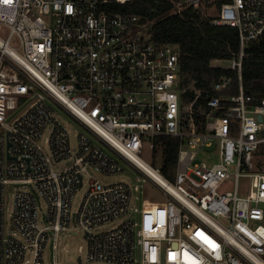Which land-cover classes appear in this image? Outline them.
I'll return each mask as SVG.
<instances>
[{
    "label": "built area",
    "instance_id": "2783aa9c",
    "mask_svg": "<svg viewBox=\"0 0 264 264\" xmlns=\"http://www.w3.org/2000/svg\"><path fill=\"white\" fill-rule=\"evenodd\" d=\"M159 1L182 13L207 0ZM113 2L123 0H0V264H46L49 242L58 264L60 235L73 231L83 234L87 263L264 264V97L255 102L241 84L244 48L264 32V0H224L211 20L238 33L229 68L239 89L229 98L183 85L180 49L153 41L150 23ZM228 82H212L214 92ZM202 94L205 109L195 106ZM59 116L82 129L74 152ZM164 137L178 140L173 182L140 158L145 146L163 152ZM210 146L218 161L196 162ZM125 171L164 197L142 204L139 221L129 185L93 175ZM84 175L88 188L72 211ZM15 186L6 225L5 192Z\"/></svg>",
    "mask_w": 264,
    "mask_h": 264
},
{
    "label": "trees",
    "instance_id": "16d2710c",
    "mask_svg": "<svg viewBox=\"0 0 264 264\" xmlns=\"http://www.w3.org/2000/svg\"><path fill=\"white\" fill-rule=\"evenodd\" d=\"M222 1H217L218 7ZM203 6V5H202ZM202 6L191 7L182 13H171L172 6L159 0H123L113 2L110 7L122 13L139 15L150 23L153 41L173 44L180 49L183 85L193 83L208 95L229 98L238 93V73L231 68L213 67V60L230 61L238 55L239 38L236 28L211 24L213 16L203 11ZM229 79L226 87L212 92V82ZM241 84L244 93L255 102L264 97V32L257 41L244 48L241 66ZM194 92L184 95L185 101L193 100ZM205 109L204 94L197 98L195 106ZM163 169H173L178 154V140L164 137Z\"/></svg>",
    "mask_w": 264,
    "mask_h": 264
},
{
    "label": "rangeland",
    "instance_id": "374dc122",
    "mask_svg": "<svg viewBox=\"0 0 264 264\" xmlns=\"http://www.w3.org/2000/svg\"><path fill=\"white\" fill-rule=\"evenodd\" d=\"M217 1L219 0H207L206 3L202 6L203 11H205L210 16H215L218 14L219 7L217 5ZM224 1V0H220ZM230 65V61L228 60H213L211 62V66L213 67H222L227 68ZM15 113H19V110H16ZM12 120V116L8 118L7 122L9 123ZM59 120L61 123L66 125V129L69 132L70 137V148L72 152L76 150L77 146V137L79 134L82 133V129L76 125L75 122H72L70 119L59 116ZM51 127H47L44 131L42 136L41 143L43 144L44 139L47 137ZM43 146H45L43 144ZM140 158L143 159L146 163L150 166H153L159 169L161 172L160 174L163 175L167 180L170 182L174 181V174L171 168L167 169V174H165L163 169V152L162 150L153 151L145 146ZM218 161V152L214 146L204 147L197 152L196 162L198 163H206L207 165H211ZM138 174V173H135ZM135 174L130 172H123L117 174H102L94 172L93 175L99 181L104 184H117V183H124L129 185L132 191L130 206L134 210V216L137 221H139V215L141 212L142 204H146L147 202H155L161 201L164 199L163 195L161 194L160 190L153 185L150 181L146 182H138L135 180ZM247 184L244 181L240 183V190L245 191ZM15 188H7L5 192V222L6 225L9 223L10 214L12 212L13 207V193ZM88 188V178L84 175L83 178V185L79 188L73 195L72 202H71V209L72 211L77 210L83 200L85 192ZM224 191H232L233 190V183L227 182L224 186ZM38 203V221L40 223L44 222V216L46 213V203L43 199L37 198ZM121 220H116L111 224H107L105 226L94 228L93 231L96 233L100 231H107L112 228H115L120 224ZM59 245L56 250V260L58 264H78V257H81L82 264H106L103 262H92L87 263L86 258V242L83 238V234L73 231L66 234L60 235ZM136 246L137 250L140 247L139 241V234L136 235ZM82 247L81 251H79V247ZM44 261L46 264H52V249L51 243L49 242L44 251Z\"/></svg>",
    "mask_w": 264,
    "mask_h": 264
},
{
    "label": "bare ground",
    "instance_id": "6f19581e",
    "mask_svg": "<svg viewBox=\"0 0 264 264\" xmlns=\"http://www.w3.org/2000/svg\"><path fill=\"white\" fill-rule=\"evenodd\" d=\"M143 167H146V169L157 179V181L161 184L166 185V181L162 178L160 174L155 172L152 168L148 167L145 162L140 163Z\"/></svg>",
    "mask_w": 264,
    "mask_h": 264
},
{
    "label": "snow or ice",
    "instance_id": "6c2138e0",
    "mask_svg": "<svg viewBox=\"0 0 264 264\" xmlns=\"http://www.w3.org/2000/svg\"><path fill=\"white\" fill-rule=\"evenodd\" d=\"M10 2H11V0H3V3H5V4H8Z\"/></svg>",
    "mask_w": 264,
    "mask_h": 264
},
{
    "label": "water",
    "instance_id": "95a60500",
    "mask_svg": "<svg viewBox=\"0 0 264 264\" xmlns=\"http://www.w3.org/2000/svg\"><path fill=\"white\" fill-rule=\"evenodd\" d=\"M211 90L214 92V83L211 84Z\"/></svg>",
    "mask_w": 264,
    "mask_h": 264
}]
</instances>
